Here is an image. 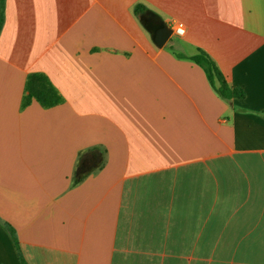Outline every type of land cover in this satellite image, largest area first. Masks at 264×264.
Instances as JSON below:
<instances>
[{
  "label": "crops",
  "instance_id": "1",
  "mask_svg": "<svg viewBox=\"0 0 264 264\" xmlns=\"http://www.w3.org/2000/svg\"><path fill=\"white\" fill-rule=\"evenodd\" d=\"M136 4L185 35L157 48ZM31 72L65 101L21 109ZM0 264H264V0H5Z\"/></svg>",
  "mask_w": 264,
  "mask_h": 264
},
{
  "label": "trees",
  "instance_id": "2",
  "mask_svg": "<svg viewBox=\"0 0 264 264\" xmlns=\"http://www.w3.org/2000/svg\"><path fill=\"white\" fill-rule=\"evenodd\" d=\"M4 3L5 0H0V31L4 20ZM144 12L149 11L142 4H136L133 8V13L136 16L143 14ZM166 48L169 49L171 53H173L177 58H185L199 66L203 70L212 90L223 101L231 103V101L235 98H244L246 96V93L242 87L231 86L228 83L225 75L216 65L214 60L202 49H198L193 55L183 56L172 50L170 43L166 46ZM32 101H36L43 108H51L62 104L65 99L45 73L31 72L27 75L25 80L20 108H26L31 104ZM86 157L91 159L94 166L87 172H78L77 169L79 168L80 163ZM103 161V151L98 147L87 149L81 152L79 154L75 172L73 174L72 184L75 185L81 182L87 175L99 170L103 165ZM8 229L14 241L17 242L14 229L10 225H8Z\"/></svg>",
  "mask_w": 264,
  "mask_h": 264
},
{
  "label": "water",
  "instance_id": "3",
  "mask_svg": "<svg viewBox=\"0 0 264 264\" xmlns=\"http://www.w3.org/2000/svg\"><path fill=\"white\" fill-rule=\"evenodd\" d=\"M143 25L147 28L146 24L144 21L141 20ZM149 33L152 36V41L154 45L157 48H163V46L166 44V42L171 38L172 36V29L162 20H160V26L159 28L155 31L152 32L149 30ZM93 162L89 157L84 158V160L80 163L79 168L77 169L78 172H87L93 167Z\"/></svg>",
  "mask_w": 264,
  "mask_h": 264
},
{
  "label": "flooded vegetation",
  "instance_id": "4",
  "mask_svg": "<svg viewBox=\"0 0 264 264\" xmlns=\"http://www.w3.org/2000/svg\"><path fill=\"white\" fill-rule=\"evenodd\" d=\"M143 19L147 28L152 32H155L160 26L159 19L150 12L145 13Z\"/></svg>",
  "mask_w": 264,
  "mask_h": 264
},
{
  "label": "built area",
  "instance_id": "5",
  "mask_svg": "<svg viewBox=\"0 0 264 264\" xmlns=\"http://www.w3.org/2000/svg\"><path fill=\"white\" fill-rule=\"evenodd\" d=\"M172 29V36L183 37L186 33L185 24L181 21H172L166 23Z\"/></svg>",
  "mask_w": 264,
  "mask_h": 264
},
{
  "label": "rangeland",
  "instance_id": "6",
  "mask_svg": "<svg viewBox=\"0 0 264 264\" xmlns=\"http://www.w3.org/2000/svg\"><path fill=\"white\" fill-rule=\"evenodd\" d=\"M172 39H173L172 41L175 40L173 37H172ZM164 216H166V214L164 215L163 213H161V218L164 217ZM161 226H162V224H161ZM159 234L160 235L166 234V232L164 231V228L160 229ZM166 240H168V238L167 239L163 238V237L160 238L161 242L166 241ZM159 256H160V262H164V263H166L168 258H169V255L167 253H160Z\"/></svg>",
  "mask_w": 264,
  "mask_h": 264
}]
</instances>
